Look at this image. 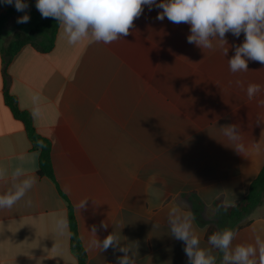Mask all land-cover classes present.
Here are the masks:
<instances>
[{
  "label": "crops",
  "instance_id": "1",
  "mask_svg": "<svg viewBox=\"0 0 264 264\" xmlns=\"http://www.w3.org/2000/svg\"><path fill=\"white\" fill-rule=\"evenodd\" d=\"M35 2L27 0V10L39 12ZM11 7L0 5V15ZM161 11L145 6L129 35L111 44L70 46L59 29L49 53L27 44L5 68L0 51V164L11 169L23 156L36 176L24 200L0 210V264H78L70 205L87 264H116L123 255L111 247L91 250L93 226L100 240L118 234L137 252L136 264H188L184 243L169 232L173 203L206 229L201 247H211L205 239L211 226L237 231L234 245L264 237V202L238 221L224 207L226 199L236 206L246 197L264 168V106L258 103L264 92L249 100L245 91L250 83L264 86V64L249 61V71L233 75L228 59L243 33L226 34L224 56L188 43L190 26L156 19ZM34 93L41 97L39 116L32 112ZM6 94L51 143L53 179L40 175L39 155L32 159L38 151ZM230 124L243 133L242 154L221 133ZM8 186L0 183V192ZM57 217L67 221L62 236L53 231ZM213 254L219 264L222 254Z\"/></svg>",
  "mask_w": 264,
  "mask_h": 264
},
{
  "label": "clouds",
  "instance_id": "2",
  "mask_svg": "<svg viewBox=\"0 0 264 264\" xmlns=\"http://www.w3.org/2000/svg\"><path fill=\"white\" fill-rule=\"evenodd\" d=\"M0 5L14 6L17 12L25 13L17 18L16 23L26 24L30 21L27 14V0H0ZM149 10L155 6L162 9L156 19L163 21L165 17L174 24L186 23L190 26L187 42L195 44L202 50L218 48L227 56L229 47L226 34L231 33L239 38L244 34L241 44L234 46V55L228 59L229 71L235 75L247 72L248 62L264 64V0H36L35 7L42 18H53L58 22L60 35L70 46L84 41L111 44L129 35L134 21L139 18L144 7ZM214 41L216 42L214 44ZM243 87L241 81H236ZM246 95L249 100L255 99L264 86L256 83L248 84ZM33 115L39 116L41 97L32 94ZM264 106V100L258 101ZM228 144L238 153L245 151L244 136L235 124L220 127ZM40 148L44 147L38 142ZM39 153H33L35 159ZM21 163L9 169L0 164V183L10 186L0 192V210L12 209L24 200L36 183V176L24 166L25 157L19 158ZM26 203L30 206L31 200ZM86 199L80 202L84 207ZM235 200L226 199L224 207L234 206ZM195 216L190 210L173 203L168 211V227L172 237L184 243V252L188 264H217V256L213 249L221 253L219 264H264V237L257 235L254 243L233 244L237 231L231 228L218 230L208 236L210 248L201 247V237L206 229H197ZM105 230L108 225L101 224ZM67 228V221L57 217L54 223V234L62 236ZM93 226L89 248L98 252L114 251L123 253L116 264H136L137 252L126 244H121L120 237L114 231L103 240L96 236ZM136 249L138 247L135 244ZM54 247L59 248V240Z\"/></svg>",
  "mask_w": 264,
  "mask_h": 264
},
{
  "label": "trees",
  "instance_id": "3",
  "mask_svg": "<svg viewBox=\"0 0 264 264\" xmlns=\"http://www.w3.org/2000/svg\"><path fill=\"white\" fill-rule=\"evenodd\" d=\"M24 14L25 13L23 12H17L15 7H11L0 15V51L5 68L10 64L16 54L27 44L32 45L43 53L51 52L55 46L56 36L59 30L58 22L53 18H44L40 22H37V18L41 16L40 12L37 11L27 10V14L30 16V23H32L30 29L23 28L17 30L18 23L15 21L13 30L10 33L8 32V25L13 18L23 16ZM11 34V39L6 40ZM6 101L15 118L24 124L33 148L39 152L40 175L53 179L54 169L51 158V143L37 133L30 115L19 108L15 97L6 94ZM38 142H42L44 147L40 148ZM263 202L264 168L251 184L247 196L236 206L227 208V216L230 220L238 221L261 206ZM69 226L71 233V249L78 259V264H87V254L79 232L78 220L74 208L71 205L69 206ZM216 231H218L216 227H209L205 239L208 240V236Z\"/></svg>",
  "mask_w": 264,
  "mask_h": 264
},
{
  "label": "rangeland",
  "instance_id": "4",
  "mask_svg": "<svg viewBox=\"0 0 264 264\" xmlns=\"http://www.w3.org/2000/svg\"><path fill=\"white\" fill-rule=\"evenodd\" d=\"M44 18H42L41 16L40 17H38L37 18V22H40L41 20H43ZM32 23H30V21L28 22V23H26V24H18L17 26V30L18 29H23V28H28V29H30L31 28V25ZM14 26H15V23H14V21H11L10 23H9V25H8V29H9V33L13 30V28H14ZM15 31V30H14ZM13 31V32H14ZM11 39V38H10Z\"/></svg>",
  "mask_w": 264,
  "mask_h": 264
}]
</instances>
